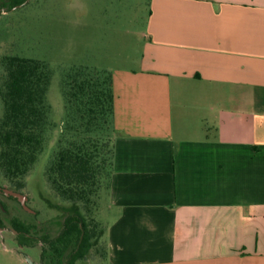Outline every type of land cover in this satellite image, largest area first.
<instances>
[{"label":"crops","instance_id":"crops-1","mask_svg":"<svg viewBox=\"0 0 264 264\" xmlns=\"http://www.w3.org/2000/svg\"><path fill=\"white\" fill-rule=\"evenodd\" d=\"M145 37L112 70L110 264H264V0H151Z\"/></svg>","mask_w":264,"mask_h":264},{"label":"trees","instance_id":"trees-1","mask_svg":"<svg viewBox=\"0 0 264 264\" xmlns=\"http://www.w3.org/2000/svg\"><path fill=\"white\" fill-rule=\"evenodd\" d=\"M26 1L12 0L11 7ZM1 63L0 174L16 189H24L49 132L59 128L57 149L46 173L54 192L69 203L70 213L58 238L64 247L56 250L61 256L72 248L77 258H83L103 236L95 215L103 195H110L115 172L113 74L86 66L66 70L62 84L66 115L64 120H51L48 63L21 56H4ZM13 227L23 233L30 228L20 220ZM75 260L73 256L69 264Z\"/></svg>","mask_w":264,"mask_h":264},{"label":"rangeland","instance_id":"rangeland-1","mask_svg":"<svg viewBox=\"0 0 264 264\" xmlns=\"http://www.w3.org/2000/svg\"><path fill=\"white\" fill-rule=\"evenodd\" d=\"M12 0H0V80L4 56L40 59L48 63L52 81L47 96L50 119L65 118L62 84L66 70L86 66L112 72L137 68L148 25L151 0H27L12 8ZM4 104L0 99V120ZM59 128L49 132L43 153L31 168L22 193L28 195L31 212L0 193V202L11 210L2 213L5 225L18 218L37 227L36 232L58 235L70 213L69 203L52 189L47 168L57 149ZM9 183L0 174V185ZM110 195H103L95 218L104 231L102 238L79 264H110L107 225L111 221ZM113 214V213H112ZM16 231L0 230V264H39L46 246L23 247L15 241ZM39 234V235H40ZM48 264H55L48 262Z\"/></svg>","mask_w":264,"mask_h":264},{"label":"flooded vegetation","instance_id":"flooded-vegetation-1","mask_svg":"<svg viewBox=\"0 0 264 264\" xmlns=\"http://www.w3.org/2000/svg\"><path fill=\"white\" fill-rule=\"evenodd\" d=\"M5 189L12 190L14 192L25 195L27 197L26 205L28 207L29 197H28V195L21 192L22 189L18 190L14 186H12L10 183L8 186L6 184H3L2 186L0 185V193L1 194L9 197L10 199L17 201L21 208L29 211L28 209H26L23 206V204L19 201L18 198L14 197L12 195H7L4 191ZM4 212L11 213V210L9 208H7V206L4 205L2 202H0V227L2 228V230H1L2 232L6 231L8 233H12V231H14V232L16 231L17 234H15V236H14L15 241L18 242L23 247H30L31 248V247L39 246L40 244L46 246L45 249H41L42 252H41V255L39 256V262H40L39 264H48V262L49 263L52 262L55 264H69V262L71 261L73 256H76V260H75L74 264H79L82 260L87 258L89 252L86 253L83 258H81V257L77 258L78 252L73 251L72 248H70V250H68V251H64V254L61 256L58 254L56 247L60 248L59 251H61V248L64 247L63 243L62 244L58 243V238L61 236V232L63 229L61 230V232L58 235H56L54 237L48 235L47 233L46 234L37 233L36 232L37 227H35L33 225H31V226L28 225L30 227L28 233L19 232L16 229H14V227H13L14 221L19 220V219L14 217L13 219L10 220V225L7 226V225H5L3 218H2V213H4ZM29 212H31V210ZM24 237H26V239H27L26 241L23 240ZM32 264H35V263L33 262Z\"/></svg>","mask_w":264,"mask_h":264},{"label":"water","instance_id":"water-1","mask_svg":"<svg viewBox=\"0 0 264 264\" xmlns=\"http://www.w3.org/2000/svg\"><path fill=\"white\" fill-rule=\"evenodd\" d=\"M4 191H5V193H6L7 195H12V196L18 198L19 201L23 204V206H24L26 209H28V210L30 211V209H29V208L27 207V205H26L27 197H26L25 195L20 194V193H17V192H14V191H12V190H8V189H5ZM0 230H2L1 227H0ZM26 259H27L28 263H30V264L33 263L32 260H31L29 257H26Z\"/></svg>","mask_w":264,"mask_h":264}]
</instances>
